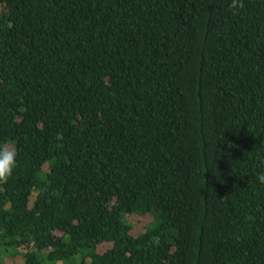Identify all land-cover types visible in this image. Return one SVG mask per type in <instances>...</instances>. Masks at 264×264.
<instances>
[{
  "label": "trees",
  "instance_id": "obj_1",
  "mask_svg": "<svg viewBox=\"0 0 264 264\" xmlns=\"http://www.w3.org/2000/svg\"><path fill=\"white\" fill-rule=\"evenodd\" d=\"M243 3L0 0V264H264V0Z\"/></svg>",
  "mask_w": 264,
  "mask_h": 264
},
{
  "label": "clouds",
  "instance_id": "obj_2",
  "mask_svg": "<svg viewBox=\"0 0 264 264\" xmlns=\"http://www.w3.org/2000/svg\"><path fill=\"white\" fill-rule=\"evenodd\" d=\"M231 8L241 10L244 8L243 0H231ZM17 167V154L8 145L0 147V183H7ZM261 184H264V173L257 176Z\"/></svg>",
  "mask_w": 264,
  "mask_h": 264
},
{
  "label": "rangeland",
  "instance_id": "obj_3",
  "mask_svg": "<svg viewBox=\"0 0 264 264\" xmlns=\"http://www.w3.org/2000/svg\"><path fill=\"white\" fill-rule=\"evenodd\" d=\"M149 223V218L148 217H139V218H135L133 220V228L134 230H140L142 227H144V225ZM104 246H102L103 248ZM59 264V263H58Z\"/></svg>",
  "mask_w": 264,
  "mask_h": 264
}]
</instances>
